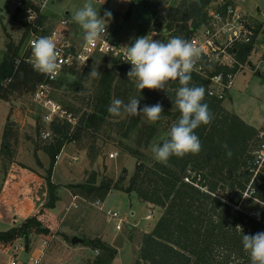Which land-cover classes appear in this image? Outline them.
<instances>
[{
  "label": "trees",
  "instance_id": "obj_1",
  "mask_svg": "<svg viewBox=\"0 0 264 264\" xmlns=\"http://www.w3.org/2000/svg\"><path fill=\"white\" fill-rule=\"evenodd\" d=\"M136 1L146 11L154 3L159 7L162 0ZM214 1L216 0H171L172 9L163 15L164 36L167 39L176 36L187 39L195 29L206 23L208 6ZM228 5H232L231 1L223 0L215 9H223ZM41 18L43 21V16ZM10 23L25 25L20 10H15ZM259 28L260 25H256L255 32ZM252 48L253 41L238 45L236 58L245 61ZM19 50L20 44L8 42L1 57L2 100H6L15 89L23 86L33 90L41 80L23 60L17 62ZM96 61L101 62L97 67L101 76L91 79V84L87 87L82 81L88 80V74ZM104 63H110V66L104 67ZM129 70L130 67L119 59L99 54L82 70L71 68L68 71L76 81L67 85L82 102L87 99L84 103L88 110L82 111L72 131L66 123L52 126L51 140L42 146L49 158L47 175L44 177L46 201L41 209L27 215L18 225L0 231L2 249H10L17 239H23L27 247L30 235L50 232L41 218L45 215L44 209L54 208L58 200V185L50 178L56 156L65 143L86 136L94 138L91 145L92 158L99 154L97 134L105 124H110L111 118H117L108 112L111 101L118 98L128 102L132 98L133 82L127 77ZM59 85L61 81L55 83V88ZM190 86H203L206 90V82L198 76H192ZM179 87L178 82H170L164 90L167 109L163 107L159 121L151 123L141 115L130 116L115 123L116 131L123 140L134 135V146L120 143L122 151L136 159L134 172L130 177L127 178L123 169L116 180L104 177L99 180L96 171L90 170L81 182L68 184V189L73 195L94 200L104 198L111 189L116 188L129 195L134 194L140 201L162 210L151 231L141 235L133 264H250L249 255L242 246V233L264 232V205L255 216L245 213L238 206L248 192L252 197L264 201V176L258 175L251 180L256 167L254 151L261 141L260 131L225 109L222 100L208 96L206 92L203 102L208 105L213 119L210 124L201 125L195 130L202 143L199 154H187L183 158L173 156L166 163H161L145 160L138 149L149 145L155 137L157 126L162 122L165 124L163 140L168 138L172 124L180 116L174 103ZM8 131L9 127L4 126L1 153L5 154L9 153ZM225 144L227 149L223 147ZM228 150L231 151V156L227 155ZM85 244L94 253L97 252L92 258L85 259L83 264H111L116 254L114 247L100 238L87 240Z\"/></svg>",
  "mask_w": 264,
  "mask_h": 264
},
{
  "label": "rangeland",
  "instance_id": "obj_2",
  "mask_svg": "<svg viewBox=\"0 0 264 264\" xmlns=\"http://www.w3.org/2000/svg\"><path fill=\"white\" fill-rule=\"evenodd\" d=\"M222 1L212 2L208 6L207 12L215 10V7L220 5ZM230 1L232 6L239 9L254 32L253 52L249 59L256 62L264 55V0ZM84 2L85 0H48L44 9L43 25L53 27L58 25L61 19H64L67 22L66 29L59 27L63 29L66 36L72 40L82 41L83 29L73 22L72 16ZM93 4L99 9L101 16H103L105 9L112 12V19L107 24V32L112 38L118 39L123 44L129 41L130 38L127 33L131 29L136 31L137 37L153 36L152 32H156L157 37L164 36L165 21L163 15L172 9L171 0L169 2L162 0L159 7H156V3H154L146 11L136 0H129L127 5L123 0H93ZM14 14V7L6 0H0V60L8 42L13 41L15 45L20 44V53L24 50L25 41L24 39L21 40L24 38L23 26L20 23L13 25L10 23ZM258 24L260 28L255 32L254 28ZM96 64L98 67L101 62L96 61ZM103 66L109 67L110 63H104ZM84 67L79 69L82 70ZM58 81H61V85L50 92L52 98L77 117L82 111L88 110L86 103H84L87 99L82 102L80 97L74 95L70 90L71 87L67 85L76 81L71 74L66 72ZM82 83L88 87L91 84V79L83 80ZM132 91V98H140L141 106L159 102L167 109L164 90L146 88L140 92L133 83ZM32 92L33 90L29 89L28 86H23L15 89L6 100L0 99V231L20 223L22 219L13 217L10 199L19 198V201H26L29 198L34 209L33 213L41 209L46 201L44 177L47 175L46 168L49 166V158L43 152L42 146L49 143L51 139H42L40 135L42 130L41 109L32 102ZM230 96L232 101H222L223 107L238 116H243L246 123L260 131L259 135L264 134V79H262V75L247 69L238 73ZM129 117L124 115L111 118L110 124H105L100 128L97 134L100 149L99 154L94 159L91 156V145L94 138L86 136L80 140L65 143L58 154L50 177L51 181L58 185V200L54 208L44 209L45 215L41 218L44 225L49 227L50 232L48 234L30 235L27 247L23 239L16 240L15 244L19 247L17 253L19 264L37 254L43 240L47 244L39 264H83L85 259L95 255L85 243L87 240L99 238L96 236L99 232H103L107 236L114 235L115 257L117 253L119 257L117 264H133L138 254L141 235L146 233L144 230L150 229L151 231L162 210L157 206L147 209L138 203L134 194L129 195L116 188L111 189L102 199L93 200L78 195L74 200L77 206L74 207L71 205L73 199L68 193L67 186L71 183L81 182L86 172L90 170L96 171L99 180L102 177L116 180L123 169L126 171L127 178L133 174L136 159L123 152L120 143L134 146V135L128 140H123L118 135L115 124L117 121ZM6 125L9 127L8 154L1 153V145L4 139L2 130ZM164 125L162 122L157 126L155 137L147 147L138 148L145 160H155L150 151V146L153 143H160L164 139ZM113 151L117 152V156L109 158V153ZM73 157H76L77 160H73ZM19 167L27 169L28 171L25 172L28 174H31L29 171L34 173L33 178H26V173L24 182L23 180L19 182L20 187L29 186L32 187L33 191L30 194L29 192L22 194L16 188H12L13 190L9 195L2 197L1 189L5 180L10 179V174L16 172ZM258 175L264 176V168L256 171L251 180ZM97 200L100 207L95 204ZM262 205H264V201L252 197L248 192L243 196L238 207L245 213L255 216ZM108 212H118L124 218L120 232L114 229L113 220ZM148 213H150V217L146 218ZM134 223H138V226L133 227ZM72 237H76L77 241L72 242ZM109 240L110 238H107V241ZM7 252L0 247V264L8 263L10 254Z\"/></svg>",
  "mask_w": 264,
  "mask_h": 264
},
{
  "label": "built area",
  "instance_id": "obj_3",
  "mask_svg": "<svg viewBox=\"0 0 264 264\" xmlns=\"http://www.w3.org/2000/svg\"><path fill=\"white\" fill-rule=\"evenodd\" d=\"M48 0H6L14 7V10H20L23 14L24 50L20 53L17 62L23 60L33 70L32 42L41 36L51 37L57 44L61 55L59 57V70L55 75H45L34 70L41 78L36 83L31 100L40 109V121L42 130L40 135L42 139H49L53 135L52 126L59 123H66L72 131L77 123L78 117L66 109L61 103L56 101L50 95L55 88V83L59 78L68 72L71 68H81L86 66L95 55H107L119 59L122 63L131 68V64L126 62V46H130L137 38L136 31L131 29L128 33L129 41L126 44L112 38L107 32V37L98 41L95 45L88 48L83 47V40L76 41L68 38L63 29H66V20L61 19L58 25L45 27L42 22V16L45 13ZM61 26L62 28H60ZM153 39H160L167 43L169 39L164 36L157 37L156 32H152ZM152 35H149L151 38ZM254 39V32L244 19L243 15L232 5L223 9L208 11L206 23L195 29L186 39L198 46L202 50L201 60L196 65V70L192 76H198L206 82V92L208 96L219 100H228L230 91L234 87L235 78L238 73L247 69L256 72L258 75H264V58H259L256 62L249 59L253 48L245 61H239L236 58L238 45L249 44ZM250 61L251 64H248ZM261 141L254 151L256 166L253 175L260 168H264V134L260 135ZM117 156V152L109 153V158ZM58 155L56 156L57 159ZM73 160H77L73 157ZM73 201L71 205L76 207L74 200L77 195L71 194ZM100 207L99 201L95 202ZM113 220V227L120 231L124 223V218L118 212H108ZM150 217V213L146 218ZM46 241L43 240L41 248L37 254L30 256L21 264H39L46 247ZM10 254L7 264H19L17 253L19 247L14 244L7 250ZM97 251H95L96 253Z\"/></svg>",
  "mask_w": 264,
  "mask_h": 264
},
{
  "label": "clouds",
  "instance_id": "obj_4",
  "mask_svg": "<svg viewBox=\"0 0 264 264\" xmlns=\"http://www.w3.org/2000/svg\"><path fill=\"white\" fill-rule=\"evenodd\" d=\"M111 19L110 10L105 9L101 16L93 0H85L72 16L73 22L83 29V47L88 48L105 39L107 24ZM153 36L137 37L130 46H126V62L131 64L127 77L140 92L146 88L165 90L170 82H178L180 85L174 101L180 116L172 124L168 138L150 146L153 158L157 162L166 163L173 156L183 158L187 154L196 155L201 152L202 143L195 130L201 125L210 124L213 115L203 102L205 88L190 86L202 50L179 36L170 38L167 43L153 39ZM60 55L56 42L49 36H41L32 42L33 67L41 74L55 75L60 67ZM100 76L97 64H93L88 77L98 79ZM108 112L113 117L142 115L149 122L155 123L161 119L163 106L159 102L141 106L138 97L130 98L128 102L116 98L111 101ZM223 147L228 148L226 144ZM227 155L231 156L230 150ZM242 246L249 255L250 264H264V232L242 233Z\"/></svg>",
  "mask_w": 264,
  "mask_h": 264
},
{
  "label": "crops",
  "instance_id": "obj_5",
  "mask_svg": "<svg viewBox=\"0 0 264 264\" xmlns=\"http://www.w3.org/2000/svg\"><path fill=\"white\" fill-rule=\"evenodd\" d=\"M123 2H125V4L127 5L128 4V2H129V0H123ZM129 33V32H128ZM127 33V34H128ZM116 39V38H115ZM228 100H230V101H232V97L230 96L229 97V99ZM243 120H244V117L243 116H241V115H239ZM2 134H3V130H2ZM36 147V146H35ZM34 147V148H35ZM19 162V161H18ZM27 170V169H26ZM31 174H28L27 172H25V168H22V167H19V168H17L16 169V172H14V173H12V174H10L11 176H10V179H6L5 180V183H4V185L2 186V189H1V196L2 197H6L7 195H9V193L14 189V188H16V190L18 191V192H20V193H22V194H24V193H26V192H29V194H30V192H32L33 190H32V187H20L19 186V182H21L22 180H23V182H24V176L26 175V173H27V175H26V178H28V177H30V178H33L35 175H34V173L32 172V171H29ZM32 176V177H31ZM17 179V180H16ZM13 188V189H12ZM15 190V191H16ZM20 193H18L19 195H22V194H20ZM68 193L69 194H71L70 193V191L68 190ZM17 194V195H18ZM18 195V196H19ZM133 196V195H132ZM29 199V198H28ZM26 199V201H19V198H17L16 200H13V199H10V203H12V212H13V217L15 218V219H19V218H25L27 215H30V214H32L33 212H34V209H33V206H32V202H31V200L29 199ZM138 200V203L139 204H142L143 206H145L147 209L148 208H152V207H154L155 205H153V204H150V203H147V202H142V201H140L139 199H137ZM156 207V206H155ZM159 208V207H158ZM161 210V209H160ZM133 214V213H132ZM21 219V220H22ZM21 220H20V222H21ZM144 220H146V219H144ZM19 224V223H18ZM18 224H16V225H18ZM13 226H15V225H13ZM133 227H137L138 226V223H134L133 225H132ZM12 227V226H11ZM10 228V227H9ZM8 229V228H7ZM148 231H150V229H147V230H144V232H148ZM120 232V231H119ZM97 237H99L101 240H103L104 242H106V243H108V244H110V245H112L114 248L116 247L115 245H114V235L113 236H111V235H109V236H107L106 234H104L103 232H99V234H97L96 235ZM107 238H110V240L109 241H107ZM116 249V248H115ZM118 251V250H117ZM117 262H119V257H118V253H117V256L112 260V262H111V264H117Z\"/></svg>",
  "mask_w": 264,
  "mask_h": 264
},
{
  "label": "water",
  "instance_id": "obj_6",
  "mask_svg": "<svg viewBox=\"0 0 264 264\" xmlns=\"http://www.w3.org/2000/svg\"><path fill=\"white\" fill-rule=\"evenodd\" d=\"M248 64H251L250 61L248 62ZM77 241V238L76 237H72L71 241L74 242V241Z\"/></svg>",
  "mask_w": 264,
  "mask_h": 264
}]
</instances>
